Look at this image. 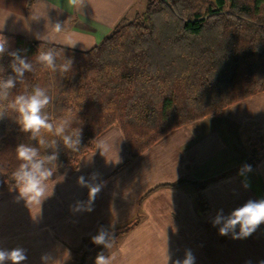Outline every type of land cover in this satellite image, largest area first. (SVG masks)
I'll return each mask as SVG.
<instances>
[{
    "label": "crops",
    "instance_id": "0c3cea01",
    "mask_svg": "<svg viewBox=\"0 0 264 264\" xmlns=\"http://www.w3.org/2000/svg\"><path fill=\"white\" fill-rule=\"evenodd\" d=\"M147 2L85 0L77 10L68 0H0V32L89 51L121 22L143 13ZM57 21L64 25L59 34L52 26ZM66 33L78 41L75 47L64 45ZM101 142L110 146L103 156L97 150ZM252 154L257 163L245 190L237 170ZM93 172L107 184L92 213L73 217L68 206L87 199L76 178ZM47 184L51 195L41 206L12 203L15 190L0 194V247L26 248V264H40V254L57 242L71 250L69 264H77L76 250L99 225L114 229L135 220L111 248L97 246L87 264H94L100 251L115 254L113 264H166L169 251L175 259L185 248L193 250L196 264H257L264 260V225L248 239L232 240L219 236L209 220L219 208L227 213L264 197V94L227 108L220 117L172 131L135 159L121 129L111 127L78 169H58Z\"/></svg>",
    "mask_w": 264,
    "mask_h": 264
},
{
    "label": "trees",
    "instance_id": "16d2710c",
    "mask_svg": "<svg viewBox=\"0 0 264 264\" xmlns=\"http://www.w3.org/2000/svg\"><path fill=\"white\" fill-rule=\"evenodd\" d=\"M0 36L9 51L19 50L34 65L14 93L36 85L47 89L50 118L70 117L72 128L81 129L78 152L59 144L58 161L50 165L53 174L64 167L78 169L111 127L121 129L135 159L172 131L220 117L227 108L264 94V0H148L143 13L121 22L89 51ZM40 48L55 49L57 64L71 58L72 72L37 64ZM10 62L7 53L0 57L2 75L13 74ZM8 115L0 120V194L15 190L16 146L35 144L20 131L15 114ZM244 163L254 167L257 157L252 154ZM136 224L109 230L117 238ZM96 247L85 239L76 250L77 264H87Z\"/></svg>",
    "mask_w": 264,
    "mask_h": 264
},
{
    "label": "clouds",
    "instance_id": "9594fccd",
    "mask_svg": "<svg viewBox=\"0 0 264 264\" xmlns=\"http://www.w3.org/2000/svg\"><path fill=\"white\" fill-rule=\"evenodd\" d=\"M68 4L80 10L85 0H68ZM52 26L55 33L64 32V25L61 22L57 21ZM77 42L71 33L65 34L64 45L75 47ZM6 53L11 57L9 67L13 74L2 75L4 69L0 67V120L10 117L9 112L14 113L20 131L27 134L29 140L35 141V144L20 143L15 148L16 158L20 163L12 173L15 183L12 203L29 208L41 206L51 195L47 182L53 176V167L50 165L58 161L59 144L62 143L65 149L78 152L81 146V129L72 128L70 117H60L56 120L50 118L47 109L52 98L47 89L36 85L30 91L14 93L17 84L24 81L25 73L34 71V65L32 60L22 56L19 50L9 51L7 39L0 36V57ZM58 55L59 53L53 48L46 50L40 48L34 57L37 64L52 72L59 71L62 74L72 72L73 60L63 58V63L57 64ZM47 149H52L51 154L46 153ZM97 150L103 156L104 152L110 150V146L106 142H101ZM119 162V160L115 161V163ZM252 172L253 167L248 163L242 164L237 170V176L242 178L241 187L245 190L251 186L248 177ZM64 175L67 176V170ZM99 175L93 172L87 178L85 175L76 178L77 186L87 189V199H77L68 206L73 217L90 214L95 210V201L107 184V181L99 180ZM71 222L78 223L75 219ZM209 223L217 229L219 236L229 237L232 240L248 239L264 225V197L248 199L227 213L223 208H219L211 216ZM113 239L114 234L109 230V226L105 225H99L96 233L90 235L91 243L102 249L111 248ZM72 258L71 250L57 242L51 250L40 254L39 262L69 264ZM28 259V250L22 246L0 247V264H26ZM114 260L115 254L106 255L104 251H100L95 257L94 264H113ZM196 260L193 250L185 248L183 256L175 259L169 251L166 264H196ZM245 264H252V261L246 260ZM257 264H264V260L258 261Z\"/></svg>",
    "mask_w": 264,
    "mask_h": 264
},
{
    "label": "rangeland",
    "instance_id": "374dc122",
    "mask_svg": "<svg viewBox=\"0 0 264 264\" xmlns=\"http://www.w3.org/2000/svg\"><path fill=\"white\" fill-rule=\"evenodd\" d=\"M141 14V13H140ZM126 22H128V21H126Z\"/></svg>",
    "mask_w": 264,
    "mask_h": 264
}]
</instances>
